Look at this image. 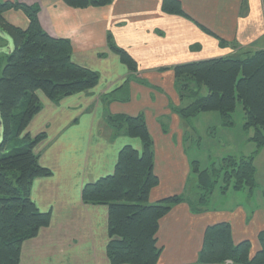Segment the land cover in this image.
Here are the masks:
<instances>
[{"label":"crops","instance_id":"obj_1","mask_svg":"<svg viewBox=\"0 0 264 264\" xmlns=\"http://www.w3.org/2000/svg\"><path fill=\"white\" fill-rule=\"evenodd\" d=\"M10 1L38 5L42 27L53 37L69 39L73 62L100 75L94 88L57 102L40 95L42 109L27 132L32 137L45 134L36 151L51 175L34 180L31 196L41 211L51 214V221L22 244L19 264H111L109 208L85 203L82 191L86 184L114 173L124 146L141 150L142 145L109 126L110 114L145 116L159 178L149 203L184 196L160 220L158 264H204L199 257L206 229L219 223L230 225L235 244L249 240L251 255L259 251L264 203L257 197L258 183L253 191L236 190L243 194L232 205L211 207L201 200L195 205L187 195L189 180L198 182V176H192L194 162L188 153L191 120L175 111L189 100L180 96L174 68L264 49L263 1L179 0L187 16L165 12L163 0H113L84 9L63 0ZM4 17L21 28L29 23L20 10ZM108 35L133 57L136 72L109 48ZM263 150L255 156V166Z\"/></svg>","mask_w":264,"mask_h":264},{"label":"trees","instance_id":"obj_2","mask_svg":"<svg viewBox=\"0 0 264 264\" xmlns=\"http://www.w3.org/2000/svg\"><path fill=\"white\" fill-rule=\"evenodd\" d=\"M74 8L104 7L113 0H63ZM165 12L187 16L179 0H163ZM22 11L29 20L26 28L8 22L4 14ZM38 5L0 0V29L12 40L7 51L0 44V264H19L22 244L35 237L50 224L51 214L41 211L32 199L36 178L49 176L51 171L40 164L37 145L45 138L41 133L32 137L27 128L42 109L41 95L53 102L94 88L98 72L73 62V47L66 38L50 35L39 21ZM109 48L117 53L128 68L136 72V61L127 50L108 35ZM177 87L189 103L176 108L184 118L204 111H219L224 122L232 124V113L241 102L246 129L253 128L250 138L256 150L250 156H227L211 170L198 173L202 190L201 202H207L218 177L223 176L228 189L253 191L257 186L255 156L264 147V49L243 57L220 56L194 61L174 68ZM142 81V80H139ZM203 86L208 93L202 94ZM109 95V97H111ZM109 126L124 130L140 140L142 148L124 146L118 156L114 173L86 184L82 199L88 204L109 208L107 255L111 264H158L162 249L157 245L160 220L184 196L173 195L149 203L151 190L159 184L154 171V141L144 114L107 115ZM260 250L251 255L249 240L235 244L227 223L209 226L205 232L199 260L204 264H264V231L259 236Z\"/></svg>","mask_w":264,"mask_h":264},{"label":"rangeland","instance_id":"obj_3","mask_svg":"<svg viewBox=\"0 0 264 264\" xmlns=\"http://www.w3.org/2000/svg\"><path fill=\"white\" fill-rule=\"evenodd\" d=\"M0 44L5 46L2 51H7V41L0 39ZM238 57H243V55ZM3 66L4 61L0 64V75ZM207 93V88L203 86L202 94L206 95ZM188 119L191 120L188 124H190L192 140L188 143V153L191 161L194 162L193 178L198 176L199 172L211 170L227 156H250L257 148L256 144L249 139L254 131L253 128L246 129L244 126L245 115L241 102L237 103L232 113L233 123L230 125L224 122L219 111H204ZM256 167V181L260 187L257 188L256 193L260 194L257 197L261 198L260 202L264 203V150L256 162ZM196 182L194 179L189 180L187 195L191 201L194 199L195 205H198L201 204L202 190L198 186V182L197 185L195 184ZM225 185L224 177L219 176L214 191L209 196L210 201L208 198L204 205L211 207L232 205L238 200V194H243V191L239 192L233 188L232 181L226 190L223 188ZM225 194L227 195L225 196Z\"/></svg>","mask_w":264,"mask_h":264},{"label":"water","instance_id":"obj_4","mask_svg":"<svg viewBox=\"0 0 264 264\" xmlns=\"http://www.w3.org/2000/svg\"><path fill=\"white\" fill-rule=\"evenodd\" d=\"M0 35H1L2 37L7 38V39L9 40V47L12 48V40H11V38H9L8 35H7L3 30H1V29H0ZM0 50H1V49H0Z\"/></svg>","mask_w":264,"mask_h":264},{"label":"built area","instance_id":"obj_5","mask_svg":"<svg viewBox=\"0 0 264 264\" xmlns=\"http://www.w3.org/2000/svg\"><path fill=\"white\" fill-rule=\"evenodd\" d=\"M263 1V6H264V0H262ZM225 264H233V262L232 261H227Z\"/></svg>","mask_w":264,"mask_h":264}]
</instances>
